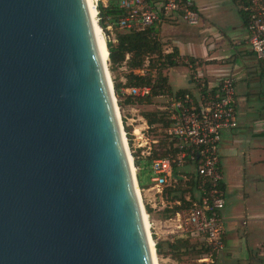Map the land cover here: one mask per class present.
<instances>
[{"label":"water","instance_id":"1","mask_svg":"<svg viewBox=\"0 0 264 264\" xmlns=\"http://www.w3.org/2000/svg\"><path fill=\"white\" fill-rule=\"evenodd\" d=\"M107 73L85 0H0V264H152Z\"/></svg>","mask_w":264,"mask_h":264},{"label":"built area","instance_id":"2","mask_svg":"<svg viewBox=\"0 0 264 264\" xmlns=\"http://www.w3.org/2000/svg\"><path fill=\"white\" fill-rule=\"evenodd\" d=\"M246 14L248 38L246 44L253 56L264 62V0H238ZM124 15L116 22L119 31H141L152 23H161L173 16H179L187 25L197 26L200 14L193 0H117ZM105 0H96L97 4ZM107 3V2H106ZM108 24L106 31L111 32ZM144 75L143 71L138 73ZM192 91L177 97L160 96L163 105L158 107L168 121L164 129L166 156L152 159L150 170L151 189L162 195L164 187L175 183L173 169L191 164L200 180V198L192 207L177 212L168 219L173 224L171 235L187 238V234H198L210 249L211 255L198 260L202 264L212 263V254L217 256L224 250V221L222 211L225 206L224 190L221 189L219 145L225 131L238 127L235 109V82L233 74L220 77L208 85L195 78ZM127 96L143 98L149 95L148 87H130L123 91ZM143 122L133 129L132 152H139L142 158L159 152L158 139L149 138V126ZM122 121V119H121ZM123 125V122H122ZM124 128V126H123ZM125 131V128H124ZM125 137L128 143L127 132ZM163 149V150H165ZM137 171V170H136ZM149 219V215H148ZM151 223V221H150ZM153 229V223L150 224ZM184 235V237H183ZM188 239V238H187Z\"/></svg>","mask_w":264,"mask_h":264},{"label":"crops","instance_id":"3","mask_svg":"<svg viewBox=\"0 0 264 264\" xmlns=\"http://www.w3.org/2000/svg\"><path fill=\"white\" fill-rule=\"evenodd\" d=\"M106 2L107 0H105V4ZM193 2L200 14L197 26L187 25L179 16H173L160 23L159 38L163 43V48H166L165 52L168 53L172 48H177L180 56L184 55V64L189 65L195 72L193 80L190 79V71L184 65V87L177 85L176 80L173 83L177 86H174L170 78L169 84L176 89L184 88V90L192 91L195 86V78L211 85L220 77L233 74L236 78V114L238 105L244 107L242 105L249 101L260 102L262 110L263 97L261 93L264 91V82L259 75L261 71L259 64L262 61L257 60L248 49L246 27L240 21L242 30L238 31L235 39L232 40L222 30L225 28V24L217 21L221 18V14L213 9L218 8V5L209 6L204 4L203 0H193ZM232 2L235 6L239 3L238 0H232ZM167 42L170 45L169 43L165 45ZM187 59L195 60L193 67L191 64H187ZM121 68L126 69L125 67ZM119 82L123 84L124 78H120ZM239 86L242 88L238 89ZM261 117L264 122L263 112ZM253 124L256 127V123ZM251 125L252 123L239 119L238 127L235 130L225 131L222 134L219 145L218 168L225 196V206L222 211L225 228L222 264H260L262 263L260 261L264 262L262 259L264 257L262 173L254 170L253 165L257 162L254 159L255 151L253 149L255 148L244 145L251 144L253 140L264 138V125L260 131L253 129ZM151 190L153 189L150 186L146 192ZM156 197L161 199L160 195ZM156 197L154 196V199ZM154 199L148 200L152 210L157 206ZM160 203L162 204V201ZM151 221L154 225L153 235L156 240L163 242L176 237L171 235L172 225L168 219L162 221L152 215ZM165 224H169L167 231L162 228V225Z\"/></svg>","mask_w":264,"mask_h":264},{"label":"trees","instance_id":"4","mask_svg":"<svg viewBox=\"0 0 264 264\" xmlns=\"http://www.w3.org/2000/svg\"><path fill=\"white\" fill-rule=\"evenodd\" d=\"M238 14L243 26H247L246 14L238 3ZM97 19L98 25L106 35V47L108 50V70L113 73L118 68L125 67L127 73L124 75L125 82L122 84L113 79V90L116 97L117 105L120 106V99L127 105H135L137 103L151 104V100L155 97L167 95L168 97H177L189 90L176 89L173 90L168 82V77L165 72L169 69L179 65H186L180 61V53L177 48H172L170 52L166 53L163 49V43L159 38L160 23H152L146 26L141 31L129 30L119 31L116 28L117 20L124 15V11L118 7L117 0H107L106 5L97 4ZM108 24L113 25L114 37L111 39L109 32L106 31ZM195 60L187 59V64L193 67ZM261 69L259 75L264 82V62L259 64ZM146 70L144 75L135 73L136 71ZM130 87H148L150 93L143 98L131 97L123 94L122 90ZM263 97L262 112L264 113V91L261 93ZM147 125L150 128L154 126L167 127L168 121L165 119L163 112H146L143 115ZM127 132V128H125ZM128 137V134H127ZM128 139H130L128 137ZM163 142L162 140L160 143ZM135 153V152H134ZM139 154V152H138ZM166 149L161 152H152L150 157L141 158L139 155H132L133 164L136 171V179L139 189L143 190L148 187L144 186L141 180L140 163L145 170L150 169V163L154 158L166 156ZM173 179L175 183L171 186L163 188L162 196L164 200H169L174 204L171 211L172 218L175 213L181 210H188L192 204L197 202L200 198L198 186L200 180L191 164H185L181 168L173 169ZM220 187L224 190L221 182ZM170 198V199H169ZM145 212H150V209L145 205ZM154 240V247L157 257H170L171 259L179 260L187 254H195L197 256L211 255L210 249L204 244H193L187 238L174 237L172 240L160 242ZM212 263L217 264L216 256L212 254Z\"/></svg>","mask_w":264,"mask_h":264},{"label":"rangeland","instance_id":"5","mask_svg":"<svg viewBox=\"0 0 264 264\" xmlns=\"http://www.w3.org/2000/svg\"><path fill=\"white\" fill-rule=\"evenodd\" d=\"M203 2H204V4H207L209 6H212L213 4L218 5L217 6L218 8L213 9L217 13L221 14V18L217 19V21L223 22V24H225V28L222 30L225 32L226 36L228 38H231L232 40L235 39V36H236V34H238V31L242 30V27L239 24L241 21L239 14H238V9H239L238 7L239 6L237 4L235 6L234 3L232 2V0H203ZM94 6H95V0H94ZM97 18L98 17H97V11H96V21H98ZM101 31L104 35L105 40H106L105 33L103 32V30H101ZM109 36L111 39L114 37L113 31L109 32ZM168 43L169 42L165 43V45ZM169 45H170V43H169ZM163 49H164V51H166L165 47ZM180 57H181L180 61H182V63H184V55H181ZM185 66L190 71L189 72V78L193 80L195 72L192 71L193 69L190 68L189 65H185ZM141 71H143V73L146 72L145 69L141 70ZM126 73H127L126 69L124 70L122 68H118L113 73L109 72V78H110L112 83H113V79H115L116 81L119 82L120 78H122V77L124 78V75ZM135 73H140V71H136ZM165 75L168 77V82H169V78H170L172 83L175 80L176 81L178 80L177 82L175 81V83L177 85H183V87H184V65H179L177 67H174L172 69L167 70L165 72ZM124 82H125V80H124ZM175 83H173L174 86H177ZM240 88H242V86L238 87V89H240ZM172 89L176 90V88H173V87H172ZM189 91H191V90H189ZM114 98H115V105L117 108V113H118L120 124H121V129L125 135L124 128H127V134H128V137L130 138L129 148H128V143L126 140V146H127L128 153L131 157H132V155H139L137 151L135 153L132 152L131 146H132L133 141L131 139L134 138L132 131L135 128L138 129L139 126L142 125L143 121L140 118L141 117L143 118L142 115L144 113L159 111L158 107H161L164 104L163 98L155 97L151 100V104H149V105L144 104V103H137L135 105H127L123 102V99H120L119 100L120 101L119 107L117 105L116 97H114ZM242 106H244V107H241L240 105H238V108H237L238 118L243 120V121H246L250 124L252 123V125H251L252 128L257 130V131H260L262 128V125H264V122L262 121V117H261V115H262V110L260 109L261 103L258 101H249V103H246L245 105H242ZM121 119H122V121H121ZM143 120H145V119L143 118ZM251 121H253V122H251ZM122 122H123V125H122ZM253 123H256V127ZM123 126H124V128H123ZM137 129H135L136 133H137ZM164 129H165V127L154 126V128L149 127V130L147 132V135L149 138L158 139V146H160L159 152L163 151V149L166 148V143H165L164 138H163ZM161 140L163 142L160 143ZM244 145L245 146H251V148H255V149H253L255 151L254 159H256L257 162L253 166H254L255 172L258 171V172L262 173L261 174L262 175L261 190L264 191V138H259V139H256L255 141L253 140L251 142V144L246 143ZM255 167H257V168H255ZM140 168H142L140 175H141V180H142L143 185L144 186L148 185V187H150L152 185V183L150 182V178L153 176L152 171L150 169L145 170L142 166V162L140 163ZM134 173H136V170H134ZM147 188L143 189V190L139 189V195H140L141 203H142L143 207H145V205H146L150 209V212L148 213L149 222L151 221L152 215H155L156 217H158L162 221L167 220V217L171 216V211H172V208L174 207V204L171 203L169 200H164L165 198L162 195H161V199L156 197L159 195L156 194L155 189L151 190L150 192H146ZM154 196L156 197L155 199H154ZM149 199H154V202L157 205L154 210H152L150 208V203L148 201ZM161 201H162V204L160 203ZM182 211H184V210H181L180 212H182ZM151 223H152V221H151ZM170 224L172 225L171 227H173L174 223H170ZM168 226H169V224L162 225L163 230H166V231L169 230ZM149 232L151 234L150 235L151 241L154 243V240L152 239V234L154 233V230L150 229ZM183 237H184V235H183ZM186 237L193 244L202 243V237L198 234H195V233L189 234V235L187 234ZM154 245H155V243H154ZM223 253H220L219 255L216 256L217 264L223 263L222 262ZM255 253L257 255V252H255ZM202 257H204V256L200 257V256H197V255L192 254V253L183 256L179 260L171 259L170 257H167V256L156 257V264H202V263L198 262V260ZM167 258H169V259H167ZM262 259H264V257ZM260 262H262L260 264H264L263 261H260Z\"/></svg>","mask_w":264,"mask_h":264},{"label":"bare ground","instance_id":"6","mask_svg":"<svg viewBox=\"0 0 264 264\" xmlns=\"http://www.w3.org/2000/svg\"><path fill=\"white\" fill-rule=\"evenodd\" d=\"M85 7L87 10V16L91 22V25L93 27V33H94V41H95V47H96V51H97V55L98 58L100 60V62L102 64H107L108 61V50L106 47V41L104 38V35L101 31V28L98 25V22L96 21V0H95V6H94V0H85ZM108 76V83L109 86H112V82L109 78V73H107ZM114 91V90H113ZM115 97V96H114ZM113 104H114V110H115V115H116V119L118 122V126H119V130H120V139H121V143L126 155V159L129 165V169H130V173L132 174V176L134 177V186H135V191H136V195L139 201V205H140V209H141V216H142V223H143V227H144V231H145V235H146V239H147V243H148V247L150 249V255H151V259H152V264H156V252H155V247H154V243L151 241L150 238V222L148 219V215L145 212V209L141 203V198L139 195V187H138V183L136 180V173H134L135 167L133 164V158L129 155L128 150H127V146H126V137L121 129V124H120V120H119V116L117 113V108L115 105V98H113Z\"/></svg>","mask_w":264,"mask_h":264}]
</instances>
